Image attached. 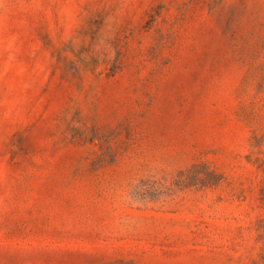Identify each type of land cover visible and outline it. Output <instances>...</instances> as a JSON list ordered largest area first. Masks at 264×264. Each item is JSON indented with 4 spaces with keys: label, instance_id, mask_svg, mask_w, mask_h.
Returning <instances> with one entry per match:
<instances>
[{
    "label": "rangeland",
    "instance_id": "374dc122",
    "mask_svg": "<svg viewBox=\"0 0 264 264\" xmlns=\"http://www.w3.org/2000/svg\"><path fill=\"white\" fill-rule=\"evenodd\" d=\"M0 264H264V0H0Z\"/></svg>",
    "mask_w": 264,
    "mask_h": 264
}]
</instances>
